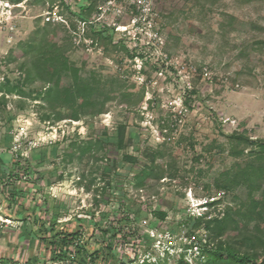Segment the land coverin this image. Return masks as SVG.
Wrapping results in <instances>:
<instances>
[{
	"label": "rangeland",
	"instance_id": "1",
	"mask_svg": "<svg viewBox=\"0 0 264 264\" xmlns=\"http://www.w3.org/2000/svg\"><path fill=\"white\" fill-rule=\"evenodd\" d=\"M61 1L0 0V257L50 264L79 233L80 264H208L220 243L261 258L243 237L253 199L264 213V0H153L152 31L123 33L128 5ZM89 3L91 27L72 15ZM116 221L127 240L102 234Z\"/></svg>",
	"mask_w": 264,
	"mask_h": 264
},
{
	"label": "trees",
	"instance_id": "2",
	"mask_svg": "<svg viewBox=\"0 0 264 264\" xmlns=\"http://www.w3.org/2000/svg\"><path fill=\"white\" fill-rule=\"evenodd\" d=\"M2 1H6L11 3V5L16 6L18 4H20L21 2L25 1V0H2ZM62 5L64 4L65 7L68 9V4L65 3L64 0L61 1ZM94 7L95 5L93 3H89L87 6L84 7H80V11L79 13H72L73 16H75L76 18H78V20H80L82 23H88L87 25H91L90 24V18H91V12L94 11ZM90 26V27H91ZM95 34L97 35V37H101L102 34L101 32H95ZM74 74H76V70H73ZM123 131L124 128L123 127H118L117 129V133H116V142L113 141L112 137H106V140H104L108 145H115L117 148H121L123 146ZM233 138H235L238 142H244L246 139H244L243 136L241 135H235L233 136ZM102 141V142H104ZM256 147L259 148V153H258V160L262 159V155L264 154V142L263 141H258L256 144ZM126 160L129 162H132L134 159L132 157H126ZM255 169L252 166L246 167L244 169L245 171V178L246 180L249 182L250 180V176H252V173L254 174ZM249 172H251L249 174ZM244 174V173H243ZM19 176L18 173H15L13 175V177H15V179H17V177ZM152 176V170L148 169V168H144L142 171H140L139 173H137L135 175V179H136V184L135 186L139 189H142L143 187L146 186L147 180ZM158 175H155V177L157 178ZM217 190L220 189H224L226 187H222L218 184L215 185ZM251 207H252V212L256 213L258 216V220L261 223V225L259 227H257L258 230V234L262 235L261 233H263L264 235V213L257 211V208L259 207V201L256 200H252L251 203ZM160 217L163 219L165 217L164 213L160 215ZM126 220L128 222H131V214L128 213L126 215ZM120 221H116V223L114 224V232L112 234L104 231L102 229V234L104 236H107V238H114V240H127L129 236H132L133 232L130 229H121L120 227ZM262 226V227H261ZM226 229V227H221L219 226V231L222 234L224 232V230ZM236 229L240 230L241 228L236 227ZM126 230V231H124ZM79 234V233H78ZM256 235L254 238L249 237V236H245L243 237V241L248 242L249 244H260L263 247V252H264V236L263 239L259 237V235ZM68 237H73V235L69 234ZM263 240V241H262ZM63 242L65 243V245H67L68 239L67 240H63ZM55 243L56 242H51L50 246L55 247ZM56 249V248H55ZM202 254L203 256L207 257L208 259V264H215V263H223V264H264V255L261 258L256 257L255 255H249V254H242L239 251L235 250L234 248L230 247V245H223V244H219V245H210V244H206V246L204 247V249L202 250ZM122 253L120 254V256L118 257L120 261H122ZM55 256V255H54ZM56 257V256H55ZM122 264V263H120Z\"/></svg>",
	"mask_w": 264,
	"mask_h": 264
},
{
	"label": "built area",
	"instance_id": "3",
	"mask_svg": "<svg viewBox=\"0 0 264 264\" xmlns=\"http://www.w3.org/2000/svg\"><path fill=\"white\" fill-rule=\"evenodd\" d=\"M3 2L8 3L6 1ZM124 5H128L131 11L130 9H128L127 11H130L131 15L133 16L130 18V23L128 25H113L117 32H127L129 26H131V28L136 31H152L154 18L157 17L153 6V0H105L103 7H101L100 15L103 17L105 15H108L109 13H115L117 16H120L124 12ZM52 21L55 20L52 18ZM82 24L83 26H85L88 23ZM153 38L160 42L157 34L154 35ZM10 222V220L4 221L0 219V228L10 225ZM84 237L85 236L83 234H75L73 235V237H68L66 248L65 250H62L63 257H56L50 264H80V253H82L83 251L79 247L83 245ZM88 260H92V258L88 257ZM0 264L19 263L12 259H2L0 257Z\"/></svg>",
	"mask_w": 264,
	"mask_h": 264
}]
</instances>
